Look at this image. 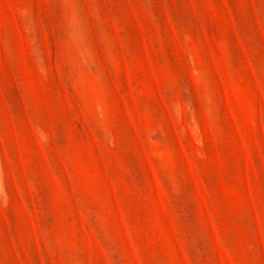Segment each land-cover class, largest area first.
<instances>
[{
  "label": "rangeland",
  "instance_id": "1",
  "mask_svg": "<svg viewBox=\"0 0 264 264\" xmlns=\"http://www.w3.org/2000/svg\"><path fill=\"white\" fill-rule=\"evenodd\" d=\"M0 264H264V0H0Z\"/></svg>",
  "mask_w": 264,
  "mask_h": 264
}]
</instances>
